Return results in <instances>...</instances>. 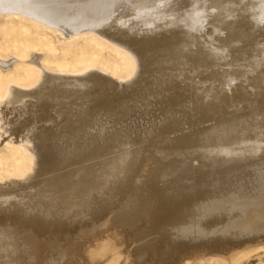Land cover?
Returning a JSON list of instances; mask_svg holds the SVG:
<instances>
[{"label":"rangeland","instance_id":"1","mask_svg":"<svg viewBox=\"0 0 264 264\" xmlns=\"http://www.w3.org/2000/svg\"><path fill=\"white\" fill-rule=\"evenodd\" d=\"M53 1L54 0H45L44 3H49L48 6L39 8V11L37 10V15L35 17L29 13H22L21 11L20 12L22 14L18 13L19 11H17L16 13H10L9 11L0 12V189L4 190L2 191L3 193L0 192V195L2 194V196H0V264H9L10 262L12 264H21V261L23 259V262L25 264H29V261H34V263L31 262L30 264H35V262H38L37 264H131L132 262L133 264H264V210L263 206L259 202L264 196V187H261L262 184L264 186V171H262L264 170V167H262L264 166V3H262L264 2V0H193V3L191 0H189L191 2V5H197V9L195 6L194 8L193 5L191 6L192 10L188 9L190 8V6H185V11L183 10V16L185 18L183 19L184 23L180 22L179 24L174 25V28L176 29L177 26L178 28L181 27L180 25H182L183 23L184 25L182 26L184 29L182 27L180 28L183 30V32L182 30H179L177 28L176 30H178L179 32L174 29L173 33L171 32L167 34V36L163 35V24H159L157 28L155 26V22H153L152 20L147 21V18L145 20V18H140V15L138 16V14H136L138 12V3H140V1L142 2V0H133L134 2L132 1V3H135V5H132L131 0H104V2L106 1L105 3H107V5L103 4V0H83V2H81L82 0H76V3L73 2L75 0H72L71 3L68 2L71 0H57L55 2ZM101 1L102 5H104L103 7L101 5ZM116 1L124 6H122V8H119V6L121 5H118ZM128 1L131 3L132 6H130L132 8H130V3ZM143 1H147L148 3L150 0ZM155 1L157 3L160 2V0H153L151 1V3L149 2L150 4H148L147 9L155 8V5H157ZM172 1L168 2L170 5L169 12H171L173 8L172 4L175 7L177 5V9L173 8L172 10L173 12H176V10L181 8V3H184L186 0H183L184 2H181L182 0ZM224 1L225 3H227L225 4ZM195 2L198 4H195ZM31 3L35 4L36 2L34 0L31 1L30 4ZM66 3H68L69 5ZM82 3L88 4L83 5ZM93 3L96 4L97 8ZM98 3L100 4L99 6L97 5ZM199 4H201L202 6ZM64 5H66L67 7ZM198 5L200 9H198ZM90 6H92L93 9ZM108 6L111 10L107 8ZM75 7L78 9H81L82 7V9L75 11ZM101 7H105L106 10H109L106 11L105 8L102 9ZM125 7H128L129 9L126 10ZM133 7H135V11ZM202 7L204 12L200 11ZM130 9H133V11ZM250 9L252 11H250ZM61 11L62 13H60ZM90 11H94V14H92V12ZM97 11L99 13H103L104 11L103 14L104 16H106L104 17L102 13L99 14ZM109 11H111L114 16ZM114 11H116V13ZM121 11H123V14L125 11L126 15L124 14L125 16L123 15L122 17ZM130 11H132V13ZM190 11L191 14L193 13L192 16H190ZM209 11L211 12V14ZM107 12L111 15H108ZM185 12L189 13L188 16H185L187 15L185 14ZM229 12L230 14H228ZM51 13H56L54 17H58L54 18ZM194 13H198L199 17L198 15L194 17ZM98 14L101 16H99ZM43 16H46L47 19ZM109 16L111 18L113 17L114 20H111ZM127 16L130 17L128 18ZM213 16L215 18H213ZM260 17H262L263 19ZM68 18L71 20L67 21L66 19ZM198 18L200 20H198ZM105 19L107 21H104ZM108 19L111 20L109 21L111 22V24L113 23L112 21H114L112 26L108 22ZM190 19H193L192 21L195 23L193 27L195 26V29L191 26L193 22ZM88 20L90 22H88ZM205 20L207 21L205 22ZM229 20L231 21L229 22ZM118 21H120V23ZM143 21L144 23H142ZM195 21H198L197 24ZM222 21H225V24ZM245 21L246 24L244 23ZM77 22L79 23V29L75 25L77 24ZM153 23L157 29L153 28ZM186 23L188 24L186 25ZM114 24H116L117 26ZM126 24L130 25L126 27ZM234 25H236V27L238 28L241 27L242 29H244H241L239 31L237 28L236 30ZM68 26L70 27V29ZM97 26H101V28H98ZM113 26H115L116 28L118 27L119 30L122 29V32L114 28ZM184 26L192 28H189L188 30V28ZM64 28H67V30ZM72 28H76V31ZM103 28L105 31L106 28H108L106 33ZM131 28L132 30H134V33L136 32L135 34L131 31ZM142 28H145V30L147 29V33H149L147 34V36L144 34V40L140 41L141 39H143V35L141 34V31L139 29ZM230 29H233V31H231ZM229 31L230 33L228 34ZM120 34H123L125 38L127 37V34L129 37L131 36L130 41L129 37L125 39L124 37H121ZM227 34L228 36L226 37ZM118 36H120L119 38H122L121 41L117 38ZM132 36H136L135 39L132 38ZM138 36H142L141 39L140 37L137 38ZM188 36L190 38H188ZM135 40H137L138 42ZM208 40H212L211 43ZM214 40L218 43L215 44ZM141 44L142 47L148 48L149 51L148 49L146 50V48H144V50L146 51L142 50L143 48L141 47ZM146 44H148V46H146ZM208 44H210L211 46ZM215 45H217V47ZM136 49H138V53L140 50L143 53H146L143 54L141 51V54H138L137 52L135 53V51L133 50ZM227 50L228 52L226 53ZM210 51L212 53H210ZM218 51L222 52L220 53ZM147 53L150 55V57ZM140 55H147V58L150 59L141 57ZM240 55L242 56L239 57ZM141 58L145 59L141 61ZM155 59H157L158 61ZM204 60L207 63H205ZM217 62L220 64H218ZM200 64L203 66V68ZM145 65H148L147 67L149 69L147 67L145 69ZM204 67H206V69ZM141 68L145 70L143 71L141 70ZM153 68L156 70H154ZM146 71L149 75L146 73ZM44 72L51 75L54 74L55 76L57 75L76 78L92 74L93 78H89V82L85 81L83 82L84 84L80 82L81 84L79 83V86H81L79 87L77 85L74 88L78 91L84 90V93L87 97L82 96L84 93H79L78 91H75L73 89L71 90L73 94L71 93V91H69L68 93H71L74 96L68 93L63 94L62 91H60L59 93L57 92L55 96L54 94L49 96L42 93L37 94V96L33 95L30 97L21 98L18 103L13 102L12 104H8L7 99L10 88H17V90H20L21 92H28L29 90H33ZM153 72H155L156 74L154 73L153 75ZM223 74H225L226 79L222 81V84H219L218 86V84H216L215 82L216 86L219 89L216 86L213 87V85H215L213 82L216 81L215 78H217V76H222ZM182 75L185 77H183ZM103 76L105 78L107 77L109 80L105 79ZM138 77L139 79L142 78L144 82L141 83L142 79L140 82L137 79ZM210 77L213 79H211ZM102 78L104 82L102 81ZM92 80L94 81L92 82ZM135 81H137V84L139 81L140 85L135 84ZM177 81L178 83L176 84ZM86 82L88 85L86 84ZM92 84L95 86H92ZM112 84L115 85L114 87L116 88L112 87ZM209 84L211 87L209 86ZM136 85L139 86V88L136 87ZM87 86L89 87L88 91L85 90L88 88ZM124 86L125 89H123ZM128 86L130 88H127ZM108 87L110 89L114 88V90L112 89L113 92L117 89H119L120 92L117 90L115 95H112V91L110 90V92ZM80 88L83 90H81ZM136 88L138 89V91ZM204 88H206V90ZM99 89L103 90H101L100 92ZM122 89L125 93H123ZM126 89L130 90L127 91ZM132 89H136V92H134V90ZM76 92L78 93V95ZM94 92H96V94ZM121 93L122 95L124 94L123 96L125 98H123L124 100L126 99L127 104L123 99H119L120 102L118 101V98L122 97L119 96L121 95ZM151 93L154 94L152 95ZM174 93L176 96L174 95ZM97 94H100L101 96H97ZM107 94L111 96H108ZM194 94H196L197 96H195ZM69 95L71 96V98L67 97ZM92 95H94V97L96 95L95 98L98 97L97 100L99 102H101L99 99H108L109 97L111 98L108 99L109 101L106 100L108 103L105 100H102V104V102H97V100H95ZM105 95L107 96L106 98ZM116 95L119 97L117 98ZM42 96L43 99H45L44 101L42 99ZM77 96L82 99V101L80 100L81 103L83 101L85 102L82 103L83 105H80L81 103L79 102V99L76 100V98H79ZM90 96L93 97V102L92 99H90ZM127 96H129L130 99L134 96L136 99L132 98V100H130ZM226 96L227 98H225ZM49 97L51 100L49 99ZM58 97H62L60 98L61 100L59 99L60 101H62V99L64 98L63 103L61 102L59 106L61 108L57 106V104L60 102L57 100ZM147 97L150 99L147 100ZM67 98H69L70 100ZM112 98L116 99L114 100V104H117V102L120 103L118 104L119 106L112 104ZM29 99L32 100L29 101L32 104H29L27 102ZM48 99L52 101L51 106H49L50 101H47ZM53 99H55V102ZM71 99L74 100L71 101ZM34 100L35 103H33ZM65 100L70 102L72 106L70 107V103H66ZM170 100H172L174 103ZM39 101L42 104H40ZM86 101L87 104L89 103L88 105H86ZM72 102L73 104H75L74 108ZM132 102L135 104L132 105L133 107L130 105L133 104ZM205 102L207 105L205 104ZM215 102L217 103L215 104ZM21 103H25V105H22ZM43 103H45L46 105ZM93 103H96L95 105L97 106H91L93 105ZM35 104L39 109H35ZM65 104L67 106H65ZM53 105L57 107V109H55ZM84 105L86 106L84 107ZM63 106L65 108L68 107V109H64ZM81 106L83 108H81ZM76 107H79L80 109H77ZM105 107H109L106 108L108 109V111H106ZM52 108H54L55 110H52ZM58 108L63 112H58ZM70 108L73 109V111ZM110 108H112V110H109ZM199 109L200 111H198ZM53 111L57 112L53 114ZM201 112H203L204 114L206 113L205 116ZM48 114L50 115V117ZM56 114L61 115H58L59 117H57ZM46 116L49 118H46ZM53 117H56L57 120H55L56 118L54 119ZM58 118L60 119L58 120ZM41 119L42 122L40 121ZM50 119L52 120L50 121L52 123L51 125L50 122H48V120ZM130 119L133 120L130 121ZM125 120L127 121V123ZM47 122L49 123V125H47ZM42 123L46 127L42 125ZM33 125H35V127H33ZM48 127L49 129H51L50 127H52L53 129L47 130ZM37 128L41 131H39ZM24 129L27 130V134H29V137H32L31 141H33L31 143L30 140L27 141L26 138V140H24V138L18 139L20 136L24 135L22 132H26V130ZM42 130L44 133L42 132ZM41 132L43 136L41 135ZM45 135H47L49 138H47V136ZM33 137L35 140L33 139ZM41 137H43V139L47 141L46 143L44 140L41 141L42 143L44 142L47 146L44 143V145L39 143L42 139ZM53 140L55 143H52ZM130 143L132 146L130 145ZM135 144H137L138 146H136ZM63 145L67 146L68 149L70 148L71 150L69 149L70 151H68ZM34 146L37 149H35ZM64 148L65 151H63ZM41 150L43 152H47L48 156L46 153H43L42 155ZM37 153L39 154L37 155ZM60 154L62 158L60 157ZM44 155L47 157V160L49 162L45 159L46 157ZM39 156L43 159H40ZM49 157H51V159ZM55 157L58 158L57 161L59 162H56L57 164L55 163L54 165V162L56 161L54 159ZM103 157H105V159ZM120 157L122 159H120ZM38 159H40V161ZM51 160L54 162H52ZM42 161H44L45 163ZM39 164H41L42 167L44 166L45 168H41ZM45 164L47 166H45ZM258 171H262L260 172L261 176H259ZM35 172L37 173L38 178L36 177V179H34L35 181H32V178L30 177H32ZM104 173L105 175H107H103ZM26 179L28 181H26ZM93 183L95 185H93ZM9 186H11L10 188L12 189L7 188ZM19 186H21L22 188ZM35 186L37 188V191ZM242 186H244L245 190H243ZM211 187H213V190ZM235 187L237 188V190L235 189ZM252 187H255V192L253 191V189L251 190ZM241 188L243 192L241 191ZM7 189H9L10 192H8ZM12 190H14L15 193H13ZM33 190H35L37 194ZM256 190L259 193H257ZM28 191L31 192L28 194ZM38 191L41 194H39ZM221 191L224 192V194ZM237 191H239V193H237ZM33 192L36 194H34V198L32 197ZM217 192L219 194H217ZM235 192L237 193L236 195ZM249 193L252 194L250 195ZM216 194L217 196L221 195L220 201L218 199L219 196L217 197ZM17 195L18 197H16ZM37 196L38 199L41 197L39 199L40 201L37 199ZM251 196L253 198L255 197L259 201L255 200V198L253 199ZM245 197H251L250 199H252L253 202L255 200V202L253 203L252 200L249 201L250 199ZM239 199L240 202L237 203ZM246 199L252 204L249 203ZM256 201L258 203H256ZM52 202L53 204H51ZM215 202L217 203L215 204ZM243 202L245 203L244 206L249 203V205L247 204L248 207H244ZM219 204L222 205L220 206ZM258 204H260V207ZM20 205L22 208H18L19 212H16L17 206L20 207ZM205 205L207 207L208 205H210L208 209L213 205L212 208L216 209V211L219 212L215 213L217 214L215 215L216 217H205L207 213V209H204V207H206ZM8 208L10 210H8ZM12 208L14 209L13 214L16 212L14 215L12 214ZM23 209L26 210L22 212ZM196 209L201 210L202 215H200V217H203V219H198L200 218V210L197 211ZM146 211L148 213H146ZM202 211H205V215ZM8 212H10V215ZM6 213L10 218L15 216L13 218L16 220L8 218V215ZM192 213L195 216V221ZM4 214H6L7 216H4ZM20 214L23 217H21ZM24 214H26V218ZM29 214L32 216H30ZM73 215H75L76 217ZM189 216H191L192 219ZM237 216L239 217V219L237 218ZM236 218L237 220H234ZM27 219H29L30 221H27ZM7 220L9 222H7ZM204 220L208 221L205 222ZM191 221L194 224L198 221V223H196L197 225H199L203 221L204 223L200 224L203 225V231L205 232L203 233V235L210 234L213 236L211 237L210 235H205L203 236V238L199 235V237H196L198 239L195 238L194 240L192 235L189 236L191 233H188L191 232L192 229ZM232 221L234 223V226L232 225ZM229 225H231V227H229ZM204 226H210L215 229L213 230L212 228H206L205 230ZM232 230H234L235 233ZM150 231L151 233L148 236L147 234ZM212 231L214 234L212 233ZM222 231L223 233L221 234ZM215 233L217 234L216 238L214 236L216 235ZM227 233H229L230 235ZM262 234L263 236H261ZM221 236H224V238L222 239ZM185 237H189L190 240H188L189 238ZM205 237H207L206 240ZM253 237L257 240H254ZM257 237L260 238L258 239ZM184 238L186 241H193L195 245L193 243H186V241H184ZM219 238L220 240H218ZM229 238L233 240V243L235 245L232 244V240H230L232 246L230 245V242L227 240ZM235 238L237 240H235ZM224 239L227 242H224ZM248 239H251L252 241H246ZM244 240L247 243L244 245H240V242H244ZM160 241L162 243H160ZM197 241H199V243H203L205 241L204 246L202 244H199ZM210 241H215L213 243L216 245H211L213 243H210ZM183 242H185L186 245ZM179 243L180 245L182 244L181 246L185 245V248L189 247L190 251L188 253L182 252L181 249L184 250L185 248L184 246L183 248L179 246ZM211 246L212 248H210ZM191 247H194L195 251H193V248ZM214 247L216 248L215 250ZM207 249L210 250L207 251ZM81 255L83 256V259ZM194 255L195 257H193ZM175 258H178L177 262ZM172 259L175 261V263L174 261L172 262ZM254 259H256V261ZM23 262L22 264H24Z\"/></svg>","mask_w":264,"mask_h":264},{"label":"bare ground","instance_id":"2","mask_svg":"<svg viewBox=\"0 0 264 264\" xmlns=\"http://www.w3.org/2000/svg\"><path fill=\"white\" fill-rule=\"evenodd\" d=\"M31 1H34V0H1V1H0V12L9 11L10 13H11V12H12V13H16L17 11H19L18 13H21V12L23 13V12H25V14H26V13H29V14H31V15H33V16L35 17V16L37 15V10H38L39 8L44 7V6L47 7L48 4H49V3H46V4H45V3H44L45 0H37V1L35 0V2H36L35 4H32V3L30 4ZM55 1H57V0H54L53 2H55ZM65 1H66V0H65ZM65 1H64V2H65ZM78 1H79V0H78ZM80 1H81V0H80ZM91 1H93V0H91ZM97 1H98V0H97ZM97 1H95V2H97ZM99 1H100V0H99ZM113 1H115V0H113ZM119 1H120V0H119ZM129 1H130V0H129ZM129 1H128V2H129ZM132 1H133V0H131V3H132ZM134 1H135V0H134ZM134 1H133V2H134ZM148 1H149V0H148ZM151 1H153V0H150L149 2L151 3ZM158 1H159V0H158ZM170 1H172V0H160V2H158V3L155 1L156 4H157V5H155L156 7L153 8V9H152V8H149V9H151V10H149V9H147V6H148V4H150V3H149V2L147 3V1L144 2V1L142 0V2L140 1V3H138V12H137L136 14H138V16L140 15V16H139L140 18H145V20H146V18H147V21H151V20H152L153 22H155V24H156L155 26H156L157 28H158L159 24H160V25L163 24L162 26H163V29H164V31H163L164 34H163V33H162V34L165 35V36H167V34H169V33H171V32L173 33V30L175 29V28H174V27H175L174 25L179 24L180 22H183V19H185L184 16H183V10L185 11V9H184L185 6H186V7L190 6V8H188V9H189V10H192V9H191V6L193 5V4L191 5V2H190L189 0H186V1L184 0L185 2L182 0L181 2H184V3H181V8H179L178 10H176V12H175V11L173 12V11H172L173 8H176L177 5H176V2H175L176 7L173 6V4L171 3V4H172V7H173V8L171 7V8H172L171 12H173V13H171V12H169V11H170V10H169L170 5H169V3H168V2H170ZM191 1H192V3L194 2L193 0H191ZM200 1H201V0H200ZM218 1H219V0H218ZM50 2H51V1H50ZM68 2L71 3L72 0H71V1H68ZM73 2L76 3L77 1L75 0V1H73ZM81 2H83V0H82ZM86 2H87V1H86ZM105 2H106V1H105ZM105 2H104V0H103V4H106V5H107V3H105ZM116 2H117V1H116ZM116 2H115V3H116ZM172 2H173V1H172ZM203 2H204V1H203ZM213 2H214V1H213ZM221 2H223V1H221ZM232 2H233V1H232ZM78 3H79V2H78ZM115 3H114V4H115ZM117 3H118V2H117ZM121 3H122V1H121ZM129 3H130V2H129ZM131 3L129 4V6L131 5ZM210 3H211V2H210ZM224 3H225V1H224ZM226 3H227V2H226ZM226 3H225V4H226ZM250 3H251V2H250ZM262 3H264V2H262ZM52 4H53V3H52ZM60 4H61V3H60ZM62 4H63V3H62ZM66 4H68V3H66ZM82 4H83V3H82ZM82 4H81V5H82ZM84 4H86V3H84ZM84 4H83V5H84ZM87 4H88V3H87ZM87 4H86V5H87ZM89 4H90V3H89ZM93 4H94V3H93ZM186 4H187V5H186ZM195 4H198V3L195 2ZM201 4H202V3H201ZM201 4H199V5H201ZM221 4H222V3H221ZM235 4H236V3H235ZM237 4H238V3H237ZM252 4H253V3H252ZM252 4H251V5H252ZM255 4H256V3H255ZM58 5H59V4H58ZM68 5H69V4H68ZM74 5H77V4H74ZM86 5H85V6H86ZM94 5H95V7L97 8L96 4H94ZM97 5L99 6L100 4L98 3ZM101 5H102V1H101ZM112 5H113V4H112ZM118 5H121V4L118 3ZM125 5H126V2H125ZM132 5H135V3H134V4L132 3ZM132 5H131V6H132ZM151 5H152V4H151ZM151 5H150V6H151ZM199 5H198V7H199ZM219 5H220V4H219ZM223 5H224V4H223ZM50 6H51V5H50ZM64 6H66V5H64ZM79 6H80V5H79ZM85 6H84V9H85ZM92 6H93V5H92ZM92 6H90V7L92 8ZM103 6H104V5H102V7H103ZM122 6H124V5L119 6V8H120V7L122 8ZM127 6H128V5H127ZM131 6H130V8H132ZM194 6H195V5H193V7H194ZM196 6H197V5H196ZM196 6H195V7H196ZM201 6H202V5H201ZM203 6H204V5H203ZM208 6H209V5H208ZM246 6H248V5H246ZM58 7H60V6H58ZM66 7H67V6H66ZM102 7H101V8H102ZM113 7H114V6H113ZM178 7H179V5H178ZM195 7H194V8H195ZM209 7H210V6H209ZM213 7H214V6H213ZM228 7H229V6H228ZM231 7H232V6H231ZM251 7H252V6H251ZM24 8H25V10H24ZM55 8H56V5H55ZM73 8H74V7H73ZM101 8H99V9H101ZM104 8H105V7H104ZM104 8H102V9H104ZM107 8L110 9L109 6H108ZM115 8H116V6H115ZM119 8H118V9H119ZM133 8H134V11H135V7H133ZM204 8H205V7H204ZM210 8H211V7H210ZM246 8H247V7H246ZM249 8H250V7H249ZM26 9H27V10H26ZM48 9H49V8H48ZM52 9H53V8H52ZM52 9H51V10H52ZM58 9H59V8H58ZM67 9H68V8H67ZM70 9H71V8H70ZM79 9H80V8H79ZM79 9L75 7V11H76V10H79ZM81 9H82V7H81ZM81 9H80V10H81ZM89 9H90V8H89ZM92 9H93V8H92ZM109 9H108V10H109ZM125 9L127 10V9H129V8H128V7H127V8L125 7ZM176 9H177V8H176ZM196 9H197V7H196ZM198 9H200V7H199ZM215 9H216V8H215ZM259 9H261V8H259ZM49 10H50V9H49ZM55 10H56V9H55ZM59 10H60V9H59ZM62 10H63V9H62ZM68 10H69V9H68ZM73 10H74V9H73ZM105 10H106V8H105ZM108 10H106V11H108ZM110 10H111V9H110ZM116 10H117V9H116ZM120 10H121V9H120ZM126 10H125V11H126ZM130 10L133 11V9H130ZM148 10H149V11H148ZM193 10H194V9H193ZM220 10H221V9H220ZM223 10H224V9H223ZM245 10H246V9H245ZM254 10H255V9H254ZM20 11H21V12H20ZM38 11H39V10H38ZM46 11H47V10H46ZM70 11H71V10H70ZM95 11H96V10H95ZM100 11H101V10H100ZM112 11H113V10H112ZM125 11H124V14H125ZM132 11H130V12L132 13ZM197 11H198V10H197ZM200 11L204 12V11H203V7H202V9H201ZM217 11H218V10H217ZM250 11H252V10L250 9ZM263 11H264V9H263ZM50 12H52V11H50ZM50 12H49V13H50ZM58 12H59V11H58ZM64 12H65V11H64ZM71 12H72V11H71ZM90 12H92V14H94V11H90ZM97 12H98V11H97ZM109 12L111 13V11H109ZM114 12L116 13V11H114ZM114 12H113V13H114ZM118 12H119V11H118ZM121 12H122V14H121V13H120V14H121L122 17H123V15H124V14H123V11H121ZM126 12H127V11H126ZM128 12H129V10H128ZM187 12H188V11H187ZM187 12H185V14H187V15H185V16H188L189 13H187ZM195 12H196V11H195ZM209 12H210V11H209ZM209 12H208V13H209ZM212 12H213V11H212ZM22 13H21V14H22ZM60 13H62V11H61ZM80 13H81V12H80ZM87 13H88V11H87ZM98 13H99V12H98ZM101 13H102V12H101ZM101 13H99V14H101ZM103 13H104V11H103ZM103 13H102V14H103ZM105 13H106V12H105ZM110 13L108 14V12H107L108 15H111V14H112V13H111V14H110ZM133 13H135V12H133ZM213 13H214V12H213ZM217 13H218V12H217ZM262 13H263V12H262ZM39 14H40V13H39ZM39 14H38V15H39ZM45 14H46V13H45ZM58 14H59V13H58ZM58 14H57V15H58ZM92 14H90V15H92ZM95 14H96V12H95ZM99 14H98V15H99ZM128 14H130V13H128ZM136 14H135V15H136ZM190 14H191V11H190ZM194 14H195L194 17H196V15H198V13H197V14L194 13ZM210 14H211V12H210ZM218 14H219V13H218ZM228 14H230V12H229ZM228 14H227V15H228ZM46 15H47V14H46ZM51 15H53V17H54V15H56V13H55V14H54V13H53V14L51 13ZM76 15H77V14H76ZM76 15H75V16H76ZM108 15H107V16H108ZM112 15H113V14H112ZM115 15H116V14H115ZM125 15H126V14H125ZM125 15H124V16H125ZM130 15H132V14H130ZM133 15H134V14H133ZM192 15H193V13H192L190 16H192ZM201 15H202V14H201ZM250 15H251V14H250ZM29 16H30V15H29ZM33 16H31V17H33ZM39 16H40V15H39ZM65 16H66V15H65ZM67 16H68V15H67ZM93 16H94V15H93ZM95 16H96V15H95ZM99 16H101V15H99ZM99 16H98V17H99ZM103 16H104V14H103ZM105 16H106V15H105ZM105 16H104V17H105ZM113 16H114V15H113ZM118 16H119V13H118ZM215 16H217V15H215ZM228 16H229V15H228ZM228 16H227V17H228ZM232 16H233V15H232ZM246 16H247V15H246ZM41 17H42V16H41ZM43 17H44V16H43ZM56 17H58V16H56ZM56 17H54V18H56ZM59 17H60V16H59ZM63 17H64V16H63ZM63 17H62V18H63ZM73 17H74V16H73ZM96 17H97V16H96ZM104 17H103V18H104ZM109 17H110V16H109ZM127 17H128V16H127ZM129 17H130V16H129ZM129 17H128V18H129ZM132 17H134V16H132ZM132 17H131V18H132ZM139 17H138V18H139ZM198 17H199V15H198ZM200 17H202V16H200ZM208 17H209V16H208ZM211 17H212V16H211ZM227 17H226V18H227ZM234 17H235V16H234ZM237 17H238V16H237ZM256 17H257V16H256ZM262 17H263V16H262ZM262 17H260V18H262ZM37 18H39V17H37ZM37 18H36V19H37ZM44 18H46V16H45ZM44 18H43V19H44ZM48 18H49V17H48ZM62 18H61V19H62ZM65 18H66V17H65ZM69 18H71V17H69ZM69 18L66 19V20H67V21H68V20L70 21L71 19H69ZM75 18H76V17H75ZM75 18H74V21H75ZM85 18H87V17H85ZM103 18H101V19H103ZM107 18H108V17H107ZM110 18H111V17H110ZM120 18H121V16H120ZM128 18H127V19H128ZM140 18H139V19H140ZM213 18H215V17L213 16ZM219 18H220V17H219ZM41 19H42V18H41ZM46 19H47V18H46ZM58 19H59V18H58ZM58 19H57V20H58ZM61 19H60V20H61ZM76 19H77V18H76ZM98 19H99V18H98ZM112 19L114 20L113 17L111 18V20H112ZM193 19H194V18H193ZM193 19H192V20H193ZM256 19H257V18H256ZM262 19H263V18H262ZM44 20H45V19H44ZM60 20H59V21H60ZM66 20H65V22H66ZM99 20H100V19H99ZM111 20L108 19V22L111 21ZM122 20H123V19H122ZM143 20H144V19H143ZM188 20H189V19H188ZM190 20H191V19H190ZM192 20H191V21H192ZM198 20H200V19L198 18ZM203 20H204V19H203ZM223 20H224V19H223ZM254 20H255V19H254ZM48 21H49V20H48ZM50 21H51V20H50ZM61 21H62V20H61ZM63 21H64V20H63ZM86 21H87V20H86ZM86 21H85V22H86ZM100 21H101V20H100ZM102 21H103V20H102ZM104 21H107V20L105 19ZM124 21H125V18H124ZM139 21H140V20H139ZM139 21H138V22H139ZM206 21H207V20H205V22H206ZM208 21H209V20H208ZM230 21H231V20H229V22H230ZM72 22H73V21H72ZM88 22H90V21L88 20ZM97 22H98V21H97ZM112 22L114 23V21H112ZM118 22L120 23V21H118ZM131 22H132V21H131ZM192 22H193V21H192ZM195 22H196V21H195ZM197 22H198V21H197ZM197 22H196V24H197ZM200 22H201V21H200ZM219 22H220V21H219ZM222 22H223V21H222ZM224 22H225V21H224ZM224 22H223V23H224ZM233 22H234V21H233ZM251 22H252V21H251ZM62 23H63V22H62ZM98 23H99V22H98ZM106 23H107V22H106ZM109 23L111 24V22H109ZM113 23L111 24V26L113 25ZM115 23H116V22H115ZM119 23H118V24H119ZM135 23H136V22H135ZM142 23H144V21H143ZM183 23H184V22H183ZM183 23H182V25H184ZM203 23H204V22H203ZM236 23H237V22H236ZM244 23L246 24V21H245ZM54 24H55V23H54ZM63 24H64V23H63ZM63 24H62V25H63ZM71 24H74V23H71ZM86 24H87V23H86ZM96 24H97V23H96ZM99 24H100V23H99ZM116 24H117V23H116ZM116 24H114V25H116ZM122 24H124V23H122ZM147 24H148V23H147ZM187 24H188V23H186V25H187ZM224 24H225V23H224ZM238 24H239V23H238ZM238 24H236V25H238ZM240 24H241V23H240ZM257 24H258V23H257ZM75 25H76V26L78 27V29H79V26H78L79 23L77 22V24H75ZM82 25H83V24H82ZM82 25H81V26H82ZM90 25H91V23H90ZM101 25H102V24H101ZM104 25H105V24H104ZM106 25H107V24H106ZM128 25H130V24H128ZM128 25L126 24V27H127ZM132 25H133V24H132ZM140 25H141V24H140ZM143 25H144V24H143ZM145 25H146V24H145ZM148 25H149V24H148ZM150 25H151V22H150ZM182 25H180V26L183 28ZM193 25H195L194 22H193V24H192L191 26L193 27ZM203 25H204V24H203ZM236 25H234V26H235V28H236V30H237L238 27H236ZM242 25H244V24H242ZM116 26H117V25H116ZM120 26H121V25H120ZM122 26H125V25H122ZM134 26H136V25H134ZM152 26H154V23H153ZM155 26L153 27L154 29L156 28ZM164 26H165V27H164ZM197 26H198V25H197ZM220 26H222V25H220ZM65 27H66V26H65ZM68 27H69V26H68ZM77 27H76V28H77ZM82 27H83V26H82ZM86 27H87V26H86ZM97 27H98V26H97ZM113 27L116 28L115 26H113ZM130 27H131V26H130ZM160 27H161V26H160ZM181 27L178 28V26H177V28H178L179 30H182V29H180ZM184 27H186V26H184ZM192 27H189V28H192ZM194 27H195V26H194ZM194 27H193V28H194ZM218 27H219V26H218ZM223 27H224V26H223ZM76 28H75V29L72 28V29H74V30L76 31ZM98 28H101V26L98 27ZM98 28H97V29H98ZM157 28H156V29H157ZM161 28H162V27H161ZM177 28H176V29H177ZM186 28H188V26H187ZM189 28H188V30H189ZM64 29L67 30V28H64ZM69 29H70V27H69ZM72 29H71V30H72ZM107 29H108V28H106V31H107ZM116 29L119 30L118 27H117ZM123 29H127V28H123ZM176 29H175V30H176ZM183 29H184V28H183ZM194 29H195V28H194ZM197 29H198V28H197ZM222 29H223V28H222ZM233 29H234V27H233ZM233 29H232V30L230 29V30L233 31ZM241 29H242L241 27L238 28L239 31H240ZM243 29H244V28H243ZM243 29H242V30H243ZM99 30H101V29H99ZM103 30H104V28H103ZM118 30H117V31H118ZM121 30H122V29H120L119 31H121ZM139 30L141 31V34L143 35V37L141 36L143 39H141L140 36H138L137 38L140 37V39H141L140 41H142V40H144V34L147 36V34H148L149 32L147 33V29L145 30V28H142V29H139ZM186 30H187V29H186ZM192 30H193V29H192ZM216 30H217V29H216ZM220 30H221V29H220ZM223 30H224V29H223ZM78 31H79V30H78ZM104 31H105V30H104ZM106 31H105V33H106ZM119 31H118V32H119ZM127 31H128V30H127ZM131 31L133 32L134 30H132V28H131ZM150 31H151V30H150ZM152 31H155V30H152ZM156 31H157V30H156ZM176 31H178V30H176ZM176 31H175V32H176ZM199 31H200V30H199ZM234 31H235V30H234ZM252 31H253V30H252ZM121 32H122V31H121ZM178 32H179V31H178ZM182 32H183V30H182ZM194 32H195V31H194ZM255 32H256V31H255ZM107 33H108V32H107ZM133 33H134V32H133ZM135 33H136V32H135ZM135 33H134V34H135ZM229 33H230V31L228 32V34H229ZM233 33H234V32H233ZM134 34H133V35H134ZM185 34H186V33H185ZM228 34L226 35V37L228 36ZM236 34H237V33H236ZM238 34H239V33H238ZM253 34H254V33H253ZM256 34H257V33H256ZM65 35H66V33H65ZM125 35H126V34H125ZM130 35H132V34H130ZM160 35H161V34H160ZM189 35H190V34H189ZM192 35H193V34H192ZM245 35H246V34H245ZM120 36H121V37H124L123 34H122V35L120 34ZM120 36H118L117 38L120 39V41H121L122 38H119ZM126 36L129 37L128 34H127ZM146 36H145V37H146ZM165 36H164V37H165ZM172 36H173V35H172ZM179 36H180V35H179ZM233 36H234V35H233ZM113 37H114V36H113ZM127 37H126V38H127ZM130 37H131V36H130ZM130 37H129V41H130ZM135 37H136V36H134V37L132 36V38H134V39H135ZM124 38H125V37H124ZM126 38H125V39H126ZM156 38H157V37H156ZM162 38H163V37H162ZM188 38H190V37L188 36ZM214 38H215V37H214ZM150 39H151V38H150ZM232 39H233V38H232ZM137 40H138V39H137ZM137 40H135V41H137ZM188 40H189V39H188ZM192 40H193V39H192ZM202 40H203V39H202ZM212 40H213V38H212ZM212 40H211V41H212ZM216 40H217V39H216ZM242 40H243V39H242ZM127 41H128V39H127ZM138 41H139V40H138ZM138 41H137V42H138ZM165 41H166V40H165ZM189 41H190V40H189ZM197 41H199V40H197ZM200 41H201V40H200ZM208 41H210V40H208ZM211 41H210V43H211ZM220 41H221V40H220ZM223 41H224V40H223ZM243 41H244V40H243ZM137 42H135V43H137ZM143 42H144V41H143ZM150 42H151V41H150ZM150 42H149V43H150ZM162 42H164V41H162ZM167 42H168V41H167ZM167 42H166V43H167ZM214 42H215V40H214ZM214 42H213V43H214ZM119 43H120V42H119ZM130 43H131V42H130ZM132 43H133V41H132ZM141 43H142V42H141ZM198 43H199V42H198ZM200 43H201V42H200ZM216 43H218V42H215V44H216ZM150 44H151V43H150ZM161 44H162V43H161ZM194 44H195V43H194ZM194 44H193V45H194ZM224 44H225V43H224ZM226 44H227V42H226ZM256 44H257V43H256ZM132 45H133V44H132ZM152 45H153V44H152ZM203 45H204V44H203ZM206 45H207V44H206ZM208 45H210V44H208ZM213 45H214V44H213ZM217 45H218V44H217ZM217 45H215V46L217 47ZM219 45H220V42H219ZM144 46H145V44H144ZM146 46H148V44H146ZM162 46H163V45H162ZM177 46H178V45H177ZM197 46H198V45H197ZM204 46H205V45H204ZM210 46H211V45H210ZM236 46H237V45H236ZM238 46H239V45H238ZM130 47H131V46H130ZM137 47H138V46H137ZM139 47H140V46H139ZM141 47H142V44H141ZM167 47H168V46H167ZM216 47H215V48H216ZM132 48H133V46H132ZM142 48H143L142 50H144V48H146V47H142ZM179 48H180V47H179ZM188 48H189V47H188ZM212 48H213V47H212ZM224 48H225V47H224ZM224 48H223V49H224ZM235 48H236V47H235ZM147 49H148V48H146V50H147ZM198 49H199V48H198ZM227 49H228V48H227ZM230 49H231V48H230ZM230 49H229V50H230ZM233 49H234V48H233ZM137 50H138V49L133 50V51H135V53H136ZM139 50H140V49H139ZM146 50H144V51H146ZM162 50H163V49H162ZM180 50H181V49H180ZM210 50H211V49H210ZM218 50H219V48H218ZM239 50H240V49H239ZM140 51H141V50H140ZM140 51H139V53L141 54L142 51H141V52H140ZM148 51H149V49H148ZM148 51H147V52H148ZM150 51H151V50H150ZM188 51H189V50H188ZM190 51H191V50H190ZM192 51H193V50H192ZM205 51H206V50H205ZM205 51H204V52H205ZM212 51H213V50H212ZM236 51H238V50H236ZM218 52H220V51H218ZM221 52H222V51H221ZM221 52H220V53H221ZM227 52H228V50L226 51V53H227ZM229 52H230V51H229ZM233 52H234V51H233ZM137 53H138V52H137ZM139 53H138V54H139ZM142 53H143V52H142ZM145 53H146V52H145ZM145 53H143V54H145ZM155 53H156V51H155ZM162 53H163V52H162ZM210 53H212V52L210 51ZM231 53H232V52H231ZM246 53H247V52H246ZM147 54H148V53H147ZM166 54H167V53H166ZM193 54H194V52H193ZM148 55H149V54H148ZM160 55H161V54H160ZM195 55H196V54H195ZM202 55H203V54H202ZM221 55H223V54H221ZM229 55H230V54H229ZM231 55H232V54H231ZM140 56H141V57H145V58L148 57L147 55H144V56H143V55H140ZM196 56H197V55H196ZM207 56H208V55H207ZM224 56H225V55H224ZM226 56H227V54H226ZM241 56H242V55H240L239 57H241ZM137 57H138V56H137ZM149 57H150V55H149ZM158 57H159V56H158ZM199 57H200V56H199ZM202 57H203V56H202ZM139 58H140V57H139ZM145 58H143V59H145ZM152 58H153V57H152ZM155 58H156V57H155ZM160 58H162V57H160ZM220 58H221V57H220ZM220 58H219V59H220ZM222 58H223V56H222ZM224 58H225V57H224ZM246 58H247V57H246ZM143 59L141 58V61H143ZM147 59H150V58H147ZM158 59H159V58H158ZM188 59H189V58H188ZM196 59H197V58H196ZM202 59H203V58H202ZM211 59H212V57H211ZM231 59H232V57H231ZM239 59H240V58H239ZM248 59H249V58H248ZM153 60H154V59H153ZM155 60H157V59H155ZM160 60H161V59H160ZM190 60H191V59H190ZM220 60H221V59H220ZM226 60H227V59H226ZM249 60H250V59H249ZM145 61H146V60H145ZM148 61H149V60H148ZM157 61H158V60H157ZM179 61H180V60H179ZM179 61H178V62H179ZM204 61H205V60H204ZM213 61H214V60H213ZM146 62H147V61H146ZM155 62H156V61H155ZM197 62H198V61H197ZM218 62H219V61H218ZM218 62H217V63H218ZM224 62H225V61H224ZM245 62H246V61H245ZM143 63H144V62H143ZM150 63H151V62H150ZM163 63H164V62H163ZM190 63H191V61H190ZM202 63H203V62H202ZM205 63H207V62L205 61ZM208 63H209V62H208ZM222 63H223V62H222ZM139 64H140V63H139ZM144 64H145V63H144ZM181 64H182V63H181ZM194 64H195V63H194ZM213 64H214V63H213ZM218 64H220V63H218ZM140 65H141V64H140ZM140 65H139V67H140ZM148 65H149V64H148ZM148 65H145V69H146V67H147ZM150 65H151V64H150ZM183 65H184V64H183ZM200 65H201V64H200ZM216 65H217V64H216ZM225 65H226V64H225ZM142 66H143V65H142ZM142 66H141V67H142ZM179 66H180V65H179ZM201 66H202V65H201ZM223 66H224V65H223ZM143 67H144V66H143ZM157 67H158V66H157ZM176 67H177V66H176ZM182 67H183V66H182ZM217 67H218V66H217ZM220 67H221V65H220ZM147 68H148V67H147ZM171 68H172V67H171ZM189 68H190V67H189ZM191 68H192V67H191ZM202 68H203V66H202ZM204 68L206 69V67H204ZM222 68H223V67H222ZM139 69H140V68H139ZM145 69H144V70H145ZM148 69H149V68H148ZM153 69H154V68H153ZM158 69H159V68H158ZM164 69H165V67H164ZM184 69H185V68H184ZM207 69H208V68H207ZM220 69H221V68H220ZM141 70H143V68H141ZM144 70H143V71H144ZM154 70H156V69H154ZM172 70H173V69H172ZM180 70H181V69H180ZM189 71H190V70H189ZM196 71H197V70H196ZM203 72H204V71H203ZM222 72H223V71H222ZM144 73H145V72H144ZM146 73H147V71H146ZM154 73H155V72H153V75H154ZM161 73H162V72H161ZM179 73H180V72H179ZM195 73H196V72H195ZM208 73H209V72H208ZM220 73H221V72H220ZM220 73H219V74H220ZM141 74H143V73H141ZM147 74H148V73H147ZM147 74H145V75H147ZM155 74H156V73H155ZM181 74H182V72H181ZM191 74H192V73H191ZM213 74H214V73H213ZM98 75H99V74H98ZM148 75H149V74H148ZM157 75H158V74H157ZM157 75H156V76H157ZM192 75H193V74H192ZM199 75H201V74H199ZM229 75H230V74H229ZM139 76H140V75H139ZM142 76H143V75H142ZM150 76H151V73H150ZM182 76H183V75H182ZM186 76H187V75H186ZM188 76H189V75H188ZM205 76H206V75H205ZM103 77H104V76H103ZM146 77H147V76H146ZM183 77H185V76H183ZM196 77H197V76H196ZM211 77H212V76H211ZM211 77H210V78H211ZM230 77H231V76H230ZM89 78H93V75H92V74H88V75H84V76H82V77L76 78V77H64V76H57V75L55 76L54 74L51 75V74H48V73L44 72V74H42V76L40 77V79H39V81H38L36 87H35L33 90H29L28 92H21L20 90H17V88H16V89H14V88H10V90H9V92H8V99H7V102H8V104H12L13 102H14V103H18L19 100H20L21 98L30 97V96H33V95H36V96H37V94H42V93H43V94H46V95H49V96L54 94V96H55V94H56L57 92L59 93L60 91H62L63 94H65V93L67 94L69 91L73 90V89L75 88V86H77V85L79 86V83H80V82L83 83V82H85V81L90 80ZM104 78H105V77H104ZM140 78H141V77H140ZM143 78H144V77H143ZM188 78H189V77H188ZM193 78H194V77H193ZM210 78H209V79H210ZM228 78H229V77H228ZM231 78H232V77H231ZM239 78H240V77H239ZM239 78H238V80H239ZM94 79H95V78H94ZM105 79H108V78L106 77ZM137 79L141 82V79H142V78L139 79V77H138ZM175 79H176V78H175ZM194 79H195V78H194ZM211 79H213V78H211ZM215 79H216V81H214L213 83L215 84V82H216V84H218V86H219V84L221 85V84H222V81H224V80L226 79V76H225V74H223L222 76H217V78H215ZM229 79H230V78H229ZM232 79H233V78H232ZM236 79H237V78H236ZM240 79H241V78H240ZM258 79H259V78H258ZM260 79H261V78H260ZM95 80H96V79H95ZM108 80H109V79H108ZM173 80H174V79H173ZM238 80H237V81H238ZM253 80H254V79H253ZM93 81H94V80H92V82H93ZM102 81L104 82L103 78H102ZM111 81H112V80H111ZM139 81H138V84L140 85V82H139ZM175 81H176V80H175ZM185 81H186V80H185ZM195 81H196V80H195ZM195 81H194V82H195ZM198 81H199V80H198ZM200 81H201V80H200ZM202 81H203V80H202ZM235 81H236V80H235ZM235 81H234V82H235ZM258 81H259V80H258ZM88 82H89V81H88ZM105 82H106V81H105ZM108 82H109V81H108ZM136 82H137V81H135L134 83L137 84ZM143 82H144V80L142 79V82H141V83H143ZM183 82H184V81H183ZM187 82H188V81H187ZM254 82H255V81H254ZM177 83H178V81L176 82V84H177ZM204 83H205V80H204ZM210 83H211V82H210ZM223 83H224V82H223ZM235 83H236V82H235ZM258 83H259V82H258ZM258 83H257V84H258ZM80 84H81V83H80ZM83 84H84V83H83ZM86 84H87V82H86ZM101 84H102V83H101ZM107 84H108V83H107ZM107 84H106V85H107ZM114 84H115V83H114ZM118 84H119V83H118ZM126 84H127V83H126ZM138 84H137V85H138ZM176 84H175V86H176ZM179 84H180V83H179ZM189 84H190V83H189ZM191 84H192V83H191ZM216 84L213 85V87L216 86ZM232 84H233V83H232ZM238 84H239V83H238ZM252 84H253V83H252ZM259 84H260V83H259ZM87 85H88V84H87ZM99 85H100V84H99ZM103 85H104V84H103ZM103 85H102V86H103ZM106 85H105V87H106ZM109 85H110V83H109ZM119 85H120V84H119ZM128 85H129V84H128ZM132 85H133V83H132ZM137 85H136V87L139 88V86H137ZM166 85H167V84H166ZM181 85H182V84H181ZM183 85H184V84H183ZM193 85H194V84H193ZM196 85H198V84H196ZM203 85H204V84H203ZM233 85H234V84H233ZM255 85H256V84H255ZM80 86H81V85H80ZM80 86H79V87H80ZM82 86H83V85H82ZM84 86H85V85H84ZM89 86H90V83H89ZM92 86H95V85L92 84ZM100 86H101V85H100ZM107 86H108V85H107ZM114 86H115V85L112 84V87H114ZM168 86H169V85H168ZM209 86H210V84H209ZM236 86H237V85H236ZM87 87H88V86H87ZM170 87H171V86H170ZM170 87H169V88H170ZM191 87H192V86H191ZM210 87H211V86H210ZM216 87H217V86H216ZM91 88H93V87H91ZM99 88H100V87H99ZM108 88H109V87H108ZM114 88H116V87H114ZM114 88H111V89L109 88V91H110V90L112 91V89L114 90ZM127 88H130V87L128 86ZM133 88H135V87H133ZM164 88H165V87H164ZM167 88H168V87H167ZM196 88H197V87H196ZM196 88H195V89H196ZM199 88H200V87H199ZM217 88H218V87H217ZM237 88H238V87H237ZM80 89H81V88H80ZM80 89H79V90H80ZM123 89H125V86L123 87ZM123 89H122V90H123ZM136 89H137V88H136ZM136 89H135V90L132 89V90H134V92H136ZM175 89H176V88H175ZM179 89H180V87H179ZM179 89H178V90H179ZM184 89H185V88H184ZM184 89H183V90H184ZM187 89H188V88H187ZM192 89H193V88H192ZM195 89H194V91H195ZM197 89H198V88H197ZM204 89L206 90V88H204ZM218 89H219V88H218ZM239 89H240V88H239ZM74 90H75V89H74ZM81 90H83V89H81ZM85 90L88 91V90H89V87H88L87 89H85ZM90 90H92V89H90ZM95 90H96V89H95ZM97 90H98V89H97ZM101 90H103V89H101ZM101 90L99 89L100 92H101ZM104 90H105V88H104ZM117 90L119 91V89H117ZM117 90L114 91V92L112 91V95H113V94L115 95V93L117 92ZM126 90H127V89H126ZM129 90H130V89H129ZM129 90H127V91H129ZM155 90H156V89H155ZM162 90H163V89H162ZM189 90H191V89H189ZM189 90H188V91H189ZM198 90H199V89H198ZM207 90H208V89H207ZM75 91H78V90H75ZM75 91H74V92H75ZM109 91H108V92H109ZM111 91H110V92H111ZM137 91H138V89H137ZM159 91H161V90H159ZM168 91H169V90H168ZM175 91H176V90H175ZM191 91H193V90H191ZM196 91H197V90H196ZM203 91H204V90H203ZM208 91H209V90H208ZM78 92H79V93H80V92H81V93H84V90H83V91H78ZM85 92H86V91H85ZM105 92H106V91H105ZM119 92H120V91H119ZM119 92H118V94H119ZM121 92H122V91H121ZM130 92H132V91H130ZM150 92H151V91H150ZM163 92H164V91H163ZM171 92H172V91H171ZM189 92H190V91H189ZM201 92H202V91H201ZM223 92H224V91H223ZM71 93H72V91H71ZM71 93H68V94L72 95L73 93H72V94H71ZM76 93H77V92H76ZM94 93L96 94V92H94ZM123 93H125L124 90H123ZM127 93H128V92H127ZM147 93H148V92H147ZM180 93H181V91H180ZM193 93H194V92H193ZM193 93H192V94H193ZM207 93H208V92H207ZM217 93H218V90H217ZM84 94H85V93H84ZM84 94H83L82 96H86V94H85V95H84ZM89 94H90V93H89ZM100 94H101V93H100ZM100 94H97V96L100 95ZM103 94H106V93H103ZM103 94H102V96H103ZM134 94H135V93H134ZM148 94H149V93H148ZM148 94H147V96H148ZM151 94H152V93H151ZM153 94H154V93H153ZM153 94H152V95H153ZM157 94H158V93H157ZM165 94H166V93H165ZM178 94H179V93H178ZM186 94H187V93H186ZM209 94H210V93H209ZM211 94H213V93H211ZM58 95H59V94H58ZM60 95H61V94H60ZM70 95L67 96V97L71 98ZM75 95H76V94H75ZM77 95H78V93H77ZM90 95H91V94H90ZM107 95H108V94H107ZM123 95H124V94H123ZM123 95H122V93H121V95H119V96H122L121 98H118L119 96L116 95L117 98H118V101H119V99H120V100H121V99L124 100L125 97H124ZM131 95H132V94H131ZM159 95H160V93H159ZM174 95H175V93H174ZM194 95L197 96L196 94H194ZM202 95H203V94H202ZM39 96H40V95H39ZM65 96H66V95H65ZM72 96H74V95H72ZM79 96H80V95H79ZM79 96H77V97H79ZM92 96L94 97V95H92ZM92 96H90V97H91L90 99L93 98ZM100 96H101V95H100ZM108 96H111V95H108ZM129 96H130V95H129ZM129 96H127V97L130 99ZM163 96H164V95H163ZM170 96H171V94H170ZM175 96H176V95H175ZM195 96H194V97H195ZM199 96H200V95H199ZM212 96H213V95H212ZM222 96H223V95H222ZM40 97H41V96H40ZM40 97H38V98H40ZM86 97H87V96H86ZM95 97H96V95H95ZM95 97H94V98H95ZM106 97H107V96L105 95V98H106ZM112 97H113V96H112ZM123 97H124V98H123ZM127 97H126V98H127ZM167 97H168V96H167ZM173 97H174V96H173ZM186 97H187V96H186ZM188 97H189V96H188ZM214 97H215V96H214ZM60 98H62V97H60ZM60 98L58 97V99H57V98H56V99H57L58 101H60V100H61ZM69 98H67V99H69ZM72 98H74V97H72ZM83 98H84V97H83ZM97 98H98V97H97ZM97 98H95V100H97ZM99 98H100V97H99ZM101 98H104V97H101ZM109 98H111V97H109ZM109 98H108V99H109ZM132 98H135V97L133 96ZM132 98H131L130 100H132ZM147 98H148V97H147ZM169 98H170V97H169ZM178 98H180V97H178ZM182 98H183V97H182ZM201 98H202V97H201ZM201 98H200V99H201ZM206 98H207V97H206ZM219 98H220V97H219ZM223 98H224V97H223ZM225 98H227V96H226ZM34 99H35V98H34ZM42 99H43V96H42ZM49 99H50V97H49ZM49 99H48L47 101H50V100H51V99H50V100H49ZM59 99H60V100H59ZM63 99H64V98H63ZM63 99H62V101H60V102L58 103L59 105L57 104L58 107L60 106V103H61V102L63 103V101H64ZM67 99H66V100H67ZM77 99H79V102L81 103L82 99H81L80 97H79V98H76V100H77ZM108 99H99V100H100V101L102 102V104H103V101H102V100H105V101H106V100H108ZM129 99H127V100H129ZM135 99H136V98H135ZM135 99H134V100H135ZM149 99H150V98H148L147 100H149ZM153 99H154V98H153ZM170 99H171V98H170ZM176 99H177V98H176ZM187 99H188V98H187ZM192 99H193V98H192ZM197 99H198V98H197ZM36 100H37V97H36ZM44 100H45V99H43V101H44ZM53 100H54V102H55V99H53ZM66 100H65V102L67 103L68 101H66ZM69 100H70V99H69ZM72 100H74V99H71V101H72ZM76 100H75V101H76ZM80 100H81V101H80ZM83 100H84V99H83ZM95 100H94V101H95ZM111 100H112L111 102H113L112 104H114V100H116V99H115V98H114V99L112 98ZM138 100H139V99H138ZM156 100H157V99H156ZM177 100H178V99H177ZM177 100H176V101H177ZM188 100H189V99H188ZM204 100H205V98H204ZM208 100H209V99H208ZM25 101H27V100H25ZM29 101H32V100L29 99V100L27 101V102L30 104L31 102H29ZM58 101H57V102H58ZM90 101H91V100H90ZM108 101H109V100H108ZM124 101L126 102V99H125ZM152 101H153V100H152ZM170 101H172V100H170ZM176 101H175V102H176ZM200 101H201V100H200ZM214 101H215V100H214ZM21 102H22V101H21ZM27 102H25V103H27ZM51 102H52V101H50V103H49L50 105L48 104L49 106L52 105ZM54 102H53V104H54ZM57 102H56V103H57ZM65 102H64V103H65ZM77 102H78V101H77ZM79 102H78V103H79ZM83 102H84V101H83ZM83 102H82V103H83ZM92 102H93V99H92ZM95 102H96V101H95ZM97 102H99V101L97 100ZM97 102H96V103H97ZM101 102H99V103H101ZM106 102H107V101H106ZM106 102H105V103H106ZM116 102H117V101H116ZM116 102H115V103H116ZM119 102H120V101H119ZM119 102H117V104H114V105L119 106V105H118V104H120ZM129 102H130V101H129ZM134 102H135V101H134ZM156 102H157V101H156ZM172 102H173V101H172ZM180 102H181V101H180ZM185 102H186V101H185ZM188 102H189V101H188ZM192 102H193V101H192ZM197 102H198V101H197ZM203 102H204V101H203ZM25 103H23V104L25 105ZM33 103H35V100H34ZM37 103H38V101H37ZM39 103H40V101H39ZM68 103H70V102H68ZM74 103H75V102H74ZM80 103H79V104H80ZM82 103H81L80 105H83ZM84 103H85V102H84ZM96 103H95V104H96ZM107 103H108V102H107ZM109 103H110V102H109ZM132 103H133V102H132ZM135 103H136V102H135ZM148 103H149V101H148ZM167 103H168V101H167ZM173 103H174V102H173ZM195 103H196V100H195ZM207 103H208V102H207ZM216 103H217V102H215V104H216ZM220 103H221V102H220ZM8 104H7V105H8ZM21 104H22V103H21ZM23 104H22V105H23ZM31 104H32V103H31ZM40 104H42V103H40ZM40 104H39V105H40ZM43 104H45V103H43ZM72 104H73V102H72ZM76 104H77V103H76ZM79 104H78V105H79ZM88 104H89V103H88ZM88 104H87V101H86V105H88ZM95 104L93 103V105H91V104H90V105H91V106H94ZM97 104H98V103H97ZM126 104H127V102H126ZM153 104H154V103H153ZM190 104H191V103H190ZM190 104H189V105H190ZM198 104H199V103H198ZM201 104H202V103H201ZM205 104H206V102H205ZM231 104H232V103H231ZM239 104H240V103H239ZM252 104H253V103H252ZM45 105H46V104H45ZM73 105H74V106H73V108H74V107H75V104H73ZM86 105H84V107H85ZM100 105H101V104H100ZM100 105H99V106H100ZM114 105H113V106H114ZM130 105L132 106V105H135V104L133 103V104H130ZM183 105H184V104H183ZM185 105H186V104H185ZM202 105H203V104H202ZM206 105H207V104H206ZM212 105H213V104H212ZM219 105H220V104H219ZM223 105H224V104H223ZM240 105H241V104H240ZM27 106H28V104H27ZM27 106H26V107H27ZM36 106H37V105L35 104V107H36ZM42 106H43V105H42ZM53 106H54V105H53ZM65 106H67V105L65 104ZM71 106H72V105H71V103H70V107H71ZM95 106H97V105H95ZM117 106H116V107H117ZM168 106H169V105H168ZM178 106H179V105H178ZM199 106H200V105H199ZM26 107H24V108H26ZM29 107H30V105H29ZM32 107H33V106H32ZM35 107H34V108H35ZM79 107H80V106H79ZM79 107H78V108H79ZM110 107H111V106H110ZM132 107H133V106H132ZM132 107H131V108H132ZM134 107H135V106H134ZM163 107H164V106H163ZM166 107H167V106H166ZM186 107H187V106H186ZM202 107H203V106H202ZM218 107H219V106H218ZM54 108L57 109V107H55V106H54ZM54 108H52V110H53ZM59 108H61V107H59ZM59 108H58V109H59ZM63 108H64V109H66V108L68 109V107L65 108L64 106H63ZM76 108H77V107H76ZM78 108H77V109H78ZM81 108H83V107L81 106ZM93 108H94V107H93ZM93 108H92V109H93ZM106 108H109V107H105V109H106ZM114 108H115V107H114ZM121 108H122V107H121ZM125 108H126V107H125ZM204 108H207V107H204ZM254 108H255V107H254ZM35 109H39V108L36 107ZM48 109H49V108H48ZM55 109H54V110H55ZM64 109H63V110H64ZM70 109H71V108H70ZM79 109H80V108H79ZM88 109H89V108H88ZM92 109H91V110H92ZM95 109H96V108H95ZM179 109H180V108H179ZM181 109H183V108H181ZM185 109H186V108H185ZM188 109H189V108H188ZM193 109H194V108H193ZM195 109H196V108H195ZM26 110H27V109H26ZM50 110H51V108H50ZM71 110L73 111V109H71ZM109 110H112V108H110ZM189 110H190V109H189ZM31 111H32V110H31ZM60 111H61V110L59 109L58 112H60ZM67 111H69V110H67ZM76 111H77V110H76ZM94 111H95V110H94ZM106 111H108V109H106ZM123 111H124V110H123ZM196 111H197V110H196ZM198 111H200V109H199ZM205 111H206V110H205ZM53 112H54L53 114H55L57 111H56V112L53 111ZM61 112H63V111H61ZM74 112H75V110H74ZM79 112H80V111H79ZM194 112H195V111H194ZM222 112H223V111H222ZM43 113H45V112H43ZM69 113H70V112H69ZM80 113H81V112H80ZM126 113H127V112H126ZM163 113H164V112H163ZM185 113H186V112H185ZM198 113H200V112H198ZM201 113H203V112H201ZM207 113H208V112H207ZM46 114H47V113H46ZM51 114H52V113H51ZM53 114H52V115H53ZM195 114H196V113H195ZM205 114H206V113H205ZM205 114L203 113L204 116H205ZM44 115H45V114H44ZM48 115H49V114H48ZM52 115H51V116H52ZM58 115H61V114H58ZM58 115L56 114L57 117H59ZM62 115H63V114H62ZM64 115H65V114H64ZM76 115H77V114H76ZM76 115H75V116H76ZM79 115H80V114H79ZM97 115H98V114H97ZM167 115H169V114H167ZM201 115H202V114H201ZM235 115H236V114H235ZM54 116H55V115H54ZM87 116H88V114H87ZM233 116H234V115H233ZM49 117H50V115H49ZM49 117L46 116V118H49ZM72 117H73V116H72ZM84 117H85V116H84ZM127 117H128V116H127ZM178 117H179V116H178ZM182 117H183V116H182ZM182 117H181V118H182ZM185 117H186V116H185ZM188 117H189V116H188ZM195 117H196V116H195ZM197 117H198V116H197ZM51 118H52V117H51ZM53 118H54V117H53ZM55 118H56V117H55ZM55 118H54V119H55ZM60 118H61V117H60ZM60 118H58V120H59ZM62 118H63V116H62ZM87 118H88V117H87ZM135 118H136V117H135ZM190 118H191V117H190ZM83 119H84V118H83ZM234 119H235V118H234ZM55 120H57V118H56ZM55 120H54V121H55ZM77 120H79V119H77ZM123 120H124V119H123ZM127 120H128V119H127ZM132 120H133V119H132ZM132 120L130 119V121H132ZM187 120H188V119H187ZM196 120H197V119H196ZM219 120H220V119H219ZM40 121L42 122V119H41ZM45 121H46V120H45ZM50 121H52V120H51V119L48 120V122H50ZM69 121H70V120H69ZM115 121H116V120H115ZM125 121H126V120H125ZM130 121H129V122H130ZM30 122H31V121H30ZM32 122H33V121H32ZM48 122H47V123H48ZM219 122H220V121H219ZM33 123H34V122H33ZM44 123H45V122H44ZM47 123H46V124H47ZM126 123H127V121H126ZM26 124H27V123H26ZM31 124H32V123H31ZM35 124H36V123H35ZM40 124H41V123H40ZM51 124H52V123L50 122V125H51ZM55 124H56V123H55ZM59 124H60V123H59ZM75 124H76V123H75ZM84 124H85V122H84ZM92 124H93V123H92ZM42 125H44V124L42 123ZM47 125H49V123H48ZM208 125H209V124H208ZM27 126H28V125H27ZM27 126H26V127H27ZM44 126H45V125H44ZM92 126H93V125H92ZM23 127H24V125H23ZM23 127H22V128H23ZM33 127H35V125H33ZM45 127H46V126H45ZM145 127H146V126H145ZM31 128H32V127H31ZM31 128H30V129H31ZM50 128L53 129L52 127H50ZM97 128H98V127H97ZM33 129H34V128H33ZM35 129H36V128H35ZM37 129H38V128H37ZM45 129H47V128H45ZM51 129H49V127H48L47 130H51ZM91 129H92V128H91ZM95 129H96V128H95ZM24 130H26V129H24ZM24 130H23V131H24ZM38 130L41 131L40 129H38ZM68 130H69V129H68ZM31 131H33V130H31ZM31 131H30V132H31ZM93 131H94V130H93ZM42 132H43V130H42ZM42 132H41V135L43 136ZM50 132H51V131H50ZM86 132H87V131H86ZM22 133H23L24 135L22 134L23 136H20L18 139L24 138V140H26V139H27V141L30 140V143L33 141V140L31 141L32 137L30 138V137H29V134H27V133H28L27 130H26L25 133H24V132H22ZM43 133H44V132H43ZM48 133H49V131H48ZM97 133H98V131H97ZM231 133H232V132H231ZM45 134H46V133H45ZM60 134H61V133H60ZM65 134H66V133H65ZM70 134H71V133H70ZM118 134H119V133H118ZM121 134H122V133H121ZM31 135H33V134H31ZM50 135H51V134H50ZM67 135H68V133H67ZM67 135H66V136H67ZM73 135H74V134H73ZM115 135H116V133H115ZM156 135H157V134H156ZM45 136H47V135H45ZM61 136H62V135H61ZM71 136H72V135H71ZM75 136H76V135H75ZM55 137H56V136H55ZM67 137H68V136H67ZM91 137H93V136H91ZM91 137H90V138H91ZM25 138H26V139H25ZM41 138H42V139L40 140L39 143L43 144L44 142L42 143L41 141H43L44 139H43V137H41ZM47 138H49V137L47 136ZM56 138H57V137H56ZM58 138H60V137H58ZM33 139H34V137H33ZM74 139H75V138H74ZM74 139H73V140H74ZM34 140H35V139H34ZM89 140H91V139H89ZM44 141H45V140H44ZM62 141H63V140H62ZM64 141H65V140H64ZM185 141H186V140H185ZM36 142H38V141H36ZM36 142H35V143H36ZM46 142H47V141H45V143H46ZM67 142H68V141H67ZM74 142H75V141H74ZM162 142H163V141H162ZM33 143H34V142H33ZM39 143H38V145H39ZM45 143H44V144H45ZM52 143H55L54 140H53ZM44 144H43V145H44ZM79 144H80V143H79ZM82 144H83V143H82ZM109 144H111V143H109ZM112 144H113V143H112ZM143 144H144V143H143ZM32 145H33V144H32ZM34 145H35V144H34ZM45 145H46V144H45ZM130 145H131V143H130ZM135 145L138 146L137 144H135ZM220 145H221V144H220ZM36 146H37V145H36ZM46 146H47V145H46ZM63 146L66 147V149H67L68 151L71 150L70 148H69V149H70V150H69L67 146H65V145H63ZM119 146H120V145H119ZM131 146H132V145H131ZM140 146H141V145H140ZM162 146H163V145H162ZM31 147H33V146H31ZM31 147H30V148H31ZM60 147H61V146H60ZM77 147H78V146H77ZM111 147H112V146H111ZM34 148L37 149L35 146H34ZM34 148H33V149H34ZM39 148H41V147H39ZM39 148H38V149H39ZM57 148H58V147H57ZM118 148H119V147H118ZM118 148H117V149H118ZM122 148H123V147H122ZM130 148H131V147H130ZM133 148H134V147H133ZM31 149H32V148H31ZM35 149H34V150H35ZM47 149H48V148H47ZM50 149H51V148H50ZM81 149H82V148H81ZM115 149H116V148H115ZM142 149H143V148H142ZM149 149H150V148H149ZM43 150H44V149H43ZM58 150H59V149H58ZM58 150H57V151H58ZM75 150H76V149H75ZM121 150H122V149H121ZM127 150H128V149H127ZM127 150H126V151H127ZM129 150H130V149H129ZM41 151H42V150H41ZM41 151H40V152H41ZM45 151H47V150H45ZM52 151H53V150H52ZM63 151H65V148H64ZM78 151H79V150H78ZM122 151H123V150H122ZM141 151H142V150H141ZM36 152H37V151H36ZM49 152H50V151H49ZM53 152H54V151H53ZM75 152H76V151H75ZM81 152H82V150H81ZM84 152H85V150H84ZM84 152H83V154H84ZM134 152H135V151H134ZM143 152H144V151H143ZM262 152H263V151H262ZM43 153H44V154H45V153L47 154V152H43V151H42L41 154L43 155ZM63 153H64V152H63ZM88 153H89V152H88ZM203 153H204V152H203ZM38 154H39V153H37V155H38ZM50 154H51V153H50ZM55 154H56V153H55ZM58 154H59V153H58ZM64 154H65V153H64ZM75 154H76V153H75ZM91 154H92V153H91ZM123 154H124V153H123ZM133 154H134V153H133ZM140 154H141V153H140ZM210 154H211V153H210ZM42 155H40V156H42ZM81 155H82V154H81ZM93 155H94V154H93ZM118 155H119V154H118ZM129 155H130V154H129ZM135 155H136V154H135ZM40 156H39V158H40V159H43V158H41ZM44 156H45V155H44ZM47 156H48V154H47ZM53 156H54V155H53ZM53 156H52V157H53ZM63 156H64V155H63ZM66 156H67V153H66ZM77 156H78V155H77ZM112 156H113V155H112ZM114 156H115V155H114ZM209 156H210V155H209ZM45 157H46V156H45ZM45 157H44V158H45ZM60 157H61V154H60ZM60 157H59V158H60ZM71 157H72V156H71ZM121 157H123V156H121ZM121 157H120V159H122ZM49 158L51 159V157H49ZM61 158H62V157H61ZM61 158H60V159H61ZM103 158L105 159V157H103ZM117 158H118V157H117ZM40 159H38V160L40 161ZM45 159L47 160V157H46ZM50 159H49V160H50ZM54 159L56 160L55 162L52 161V160H51V161L54 162V165H55V163H56V162L58 163L59 161H57V159H58L57 157H55ZM54 159H53V160H54ZM64 159H65V158H64ZM66 159H67V158H66ZM75 159H76V158H75ZM104 159H103V160H104ZM232 159H233V158H232ZM114 160H115V159H114ZM114 160H113V161H114ZM44 161H45V160H44ZM44 161H42V162H44ZM47 161H48V160H47ZM63 161H64V160H63ZM67 161H68V160H67ZM106 161H107V159H106ZM109 161H110V160H109ZM48 162H49V161H48ZM70 162H71V161H70ZM124 162H125V161H124ZM44 163H45V162H44ZM50 163H51V162H50ZM57 163H56V164H57ZM66 163H67V162H66ZM218 163H219V162H218ZM253 163H254V162H253ZM42 164H43V163H42ZM46 164H47V163H46ZM46 164H45V166H47ZM48 164H49V163H48ZM67 164H68V163H67ZM105 164H106V163H105ZM112 164H113V163H112ZM114 164H117V163H114ZM120 164H121V163H120ZM125 164H126V163H125ZM125 164H124V165H125ZM39 165L41 166V168H43V169L45 168L44 166L42 167L41 164H39ZM70 165H71V163H70ZM106 165H107V164H106ZM187 165H188V164H187ZM254 165H255V164H254ZM56 166H57V165H56ZM65 166H66V165H65ZM258 166H259V165H258ZM68 167H69V166H68ZM103 167H104V166H103ZM262 167H264V166H262ZM37 168H38V167H37ZM111 168H112V167H111ZM38 169H39V168H38ZM63 169H64V168H63ZM65 169H66V167H65ZM69 169H70V168H69ZM190 169H191V168H190ZM262 169H263V168H262ZM35 170H36V169H35ZM35 170H34V171H35ZM260 170H261V169H260ZM37 171H39V170H37ZM254 171H255V170H254ZM262 171H264V170H262ZM262 171H260V172H262ZM62 172H63V171H62ZM260 172L258 171L259 176H261V175H260ZM39 173H40V172H39ZM80 173H81V172H80ZM214 173H215V172H214ZM93 174H94V173H93ZM101 174H102V173H101ZM39 175H40V174H39ZM103 175H105V173H104ZM106 175H107V174H106ZM106 175H105V176H106ZM112 175H113V174H112ZM193 175H194V173H193ZM205 175H206V174H205ZM254 175H255V174H254ZM256 175H257V173H256ZM256 175H255V176H256ZM29 176H30V175H29ZM78 176H79V175H78ZM78 176H77V177H78ZM81 176H82V175H81ZM251 176H252V175H251ZM262 176H263V175H262ZM36 177H37V173L35 172V174H33L32 177H30V178H32V181H33L34 179H36ZM103 177H104V176H103ZM197 177H198V176H197ZM231 177H232V176H231ZM252 177H253V176H252ZM37 178H38V177H37ZM86 178H87V176H86ZM91 178H92V177H91ZM95 178H96V177H95ZM144 178H145V177H144ZM255 178H256V177H255ZM28 179H29V178H28ZM93 179H94V178H93ZM168 179H169V178H168ZM173 179H174V178H173ZM180 179H181V178H180ZM230 179H231V178H230ZM253 179H254V178H253ZM80 180H81V179H80ZM164 180H165V179H164ZM175 180H176V179H175ZM199 180H200V179H199ZM251 180H252V179H251ZM255 180H257V179H255ZM258 180H259V179H258ZM26 181H28V180L26 179ZM29 181H30V180H29ZM34 181H35V180H34ZM89 181H90V180H89ZM94 181H96V180H94ZM191 181H192V180H191ZM260 181H261V180H260ZM69 182H70V181H69ZM83 182H84V181H83ZM103 182H105V181H103ZM103 182H102V183H103ZM218 182H220V181H218ZM256 182H257V181H256ZM25 183H27V182H25ZM32 183H33V182H32ZM71 183H72V182H71ZM85 183H86V182H85ZM207 183H209V182H207ZM214 183H215V182H214ZM83 184H84V183H83ZM83 184H82V186H83ZM91 184H92V183H91ZM105 184H106V183H105ZM124 184H125V183H124ZM174 184H175V183H174ZM177 184H178V183H177ZM201 184H202V183H201ZM204 184H205V183H204ZM238 184H239V183H238ZM244 184H245V183H244ZM253 184H254V183H253ZM253 184H252V185H253ZM261 184H262V183H261ZM26 185H29V184H26ZM26 185H25V186H26ZM71 185H72V184H71ZM93 185H95V184L93 183ZM98 185H99V184H98ZM179 185H180V184H179ZM252 185H251V186H252ZM67 186H68V185H67ZM76 186H77V185H76ZM86 186H88V185H86ZM169 186H170V185H169ZM169 186H168V187H169ZM198 186H199V185H198ZM202 186H204V185H202ZM253 186H254V185H253ZM10 187H11V186H9V187H7V188H10ZM19 187H21V186H19ZM100 187H101V186H100ZM105 187H106V186H105ZM156 187H157V186H156ZM213 187H214V185H213ZM213 187H211L212 190H213ZM238 187H239V186H238ZM242 187H243V190H245L244 186H242ZM245 187H246V186H245ZM248 187H250V186H248ZM259 187H260V186H259ZM261 187H262V188L264 187L263 184H262ZM261 187H260V188H261ZM0 188H1V187H0ZM21 188H22V187H21ZM21 188H19V189H21ZM35 188H36V186H35ZM79 188H80V187H79ZM83 188H84V187H83ZM85 188H86V187H85ZM90 188H91V186H90ZM226 188H227V187H226ZM226 188H225V189H226ZM260 188H259V189H260ZM262 188H261V189H262ZM2 189H3V188H2ZM10 189H12V188H10ZM16 189H17V188H16ZM16 189H14V190H16ZM201 189H202V188H201ZM222 189H223V187H222ZM228 189H229V188H228ZM235 189L237 190L236 187H235ZM248 189H250V188H248ZM252 189H253V191H254V190H255V187H252L251 190H252ZM259 189H257V190H259ZM263 189H264V188H263ZM0 190H1V189H0ZM7 190H8V192H10L9 189H7ZM14 190H12L13 193H15ZM44 190H45V189H44ZM68 190H69V189H68ZM70 190H72V189H70ZM82 190H83V189H82ZM93 190H94V188H93ZM99 190H100V189H99ZM216 190H217V189H216ZM219 190H220V189H219ZM251 190H250V192H251ZM257 190H256V192H257ZM2 191H4V190H1L0 192H2ZM24 191H25V190H24ZM33 191H35V190H33ZM36 191H37V188H36ZM36 191H35V192H36ZM208 191H209V190H208ZM214 191H215V189H214ZM224 191H225V190H224ZM226 191H229V190H226ZM241 191H242V188H241ZM247 191H248V190H247ZM30 192H31V191H30ZM30 192L28 191V194H29ZM38 192H39V191H38ZM43 192H44V191H43ZM50 192H51V191H50ZM221 192H222V191H221ZM242 192H243V191H242ZM248 192H249V191H248ZM254 192H255V191H254ZM2 193H3V192H2ZM16 193H19V192H16ZM46 193H48V192H46ZM57 193H59V192H57ZM57 193H56V194H57ZM88 193H89V192H88ZM94 193H95V191H94ZM222 193L224 194V192H222ZM227 193H228V192H227ZM237 193H239V191H237ZM237 193L235 192V195H236ZM244 193H245V191H244ZM257 193H259V192H257ZM34 194H35V193L33 192L32 197L34 196ZM36 194H37V192H36ZM36 194H35V195H36ZM39 194H41V193L39 192ZM65 194H66V193H65ZM85 194H86V193H85ZM103 194H104V193H103ZM212 194H213V193H212ZM214 194H215V192H214ZM217 194H219V193L217 192ZM217 194H216V196H217ZM223 194H222V195H223ZM240 194H241V193H240ZM247 194H248V193H247ZM249 194H250V193H249ZM251 194H252V193H251ZM251 194H250V195H251ZM5 195H6V194H5ZM8 195H9V194H8ZM14 195H15V194H14ZM209 195H210V194H209ZM226 195H227V194H226ZM254 195H255V193H254ZM0 196H2V194H1ZM28 196H29V195H28ZM38 196H39V195H38ZM38 196H37V199H38ZM41 196H42V195H41ZM43 196H44V195H43ZM48 196H49V194H48ZM188 196H189V195H188ZM191 196H192V195H191ZM218 196H219V197H218ZM218 196H217V197H218V199H219V201H220V196H221V195H218ZM224 196H225V195H224ZM240 196H241V195H240ZM247 196H248V195H247ZM252 196H253V195H252ZM252 196H251V197H252ZM3 197H4V196H3ZM11 197H12V196H11ZM11 197H10V198H11ZM16 197H18V195H17ZM19 197H21V196H19ZM23 197H24V196H23ZM30 197H31V196H30ZM44 197H45V196H44ZM55 197H56V196H55ZM214 197H215V196H214ZM251 197H250V198H251ZM257 197H258V196H257ZM33 198H34V197H33ZM40 198H41V197H40ZM40 198H39V199H40ZM45 198H46V197H45ZM83 198H84V197H83ZM187 198H188V197H187ZM199 198H200V197H199ZM201 198H202V197H201ZM203 198H204V197H203ZM239 198H240V197H239ZM245 198H248V197H245ZM245 198H243V199H245ZM250 198H248V199H250ZM252 198H253V197H252ZM254 198H255V197H254ZM254 198H253V199H254ZM35 199H36V196H35ZM35 199H34V200H35ZM39 199H38V200H39ZM197 199H198V198H197ZM204 199H205V198H204ZM223 199H224V198H223ZM237 199H238V198H237ZM15 200H16V199H15ZM19 200H20V198H19ZM21 200H23V199H21ZM27 200H28V198H27ZM90 200H91V198H90ZM108 200H109V199H108ZM123 200H124V199H123ZM189 200H190V199H189ZM193 200H194V199H193ZM208 200H209V199H208ZM208 200H207V201H208ZM214 200H215V199H214ZM246 200H247V199H246ZM251 200H252V199H250L249 201H251ZM255 200H258V199L255 198ZM255 200H254V202H255ZM29 201H30V200H29ZM39 201H40V200H39ZM190 201H191V200H190ZM204 201H205V200H204ZM219 201H218V203H219ZM224 201H225V200H224ZM241 201H242V198H241ZM243 201H245V200H243ZM247 201H248V200H247ZM249 201H248V202H249ZM258 201H259V200H258ZM18 202H19V201H18ZM22 202H23V201H22ZM31 202H32V201H31ZM34 202H35V201H34ZM47 202H48V201H47ZM79 202H80V201H79ZM238 202H240V199H239V201H237V203H238ZM252 202H253V200H252ZM254 202H253V203H254ZM259 202H260V204L263 206V210H264V196L262 197V200L259 201ZM54 203H55V202H54ZM80 203H81V202H80ZM216 203H217V202H215V204H216ZM227 203H228V202H227ZM246 203H247V202H246ZM249 203H251V202H249ZM249 203H247V204L249 205ZM256 203H258V202L256 201ZM18 204H19V203H18ZM30 204H31V203H30ZM47 204H48V203H47ZM51 204H53V202H52ZM51 204H50V205H51ZM210 204H211V203H210ZM213 204H214V203H213ZM215 204H214V205H215ZM231 204H232V203H231ZM233 204H234V203H233ZM244 204H245V203L243 202V206H244ZM247 204H246L244 207H246ZM251 204H252V203H251ZM260 204H258L259 207H260ZM26 205H27V204H26ZM34 205H35V204H34ZM50 205H49V206H50ZM94 205H95V204H94ZM193 205H194V204H193ZM195 205H196V203H195ZM197 205H198V204H197ZM199 205H200V204H199ZM219 205L221 206L222 204H219ZM237 205H238V204H237ZM255 205H256V204H255ZM12 206H14V205H12ZM32 206H33V205H32ZM32 206H31V207H32ZM49 206H48V207H49ZM75 206H76V205H75ZM78 206H79V205H78ZM121 206H122V205H121ZM205 206H206V205H205ZM209 206H210V205H208V207H209ZM215 206H216V205H215ZM250 206H251V205H250ZM252 206H253V205H252ZM26 207H28V206H26ZM91 207H92V206H91ZM201 207H202V206H201ZM206 207H207V206H206ZM206 207H204L205 210L207 209V211H206V212H207L206 215H205V211H202V212H204L203 214L205 215L206 218L214 217L215 215H217V214H215V213H219V212L216 211V209L212 208L213 205H212V207L209 208V209H208V207H207V208H206ZM230 207H231V206H230ZM247 207H248V206H247ZM254 207H255V206H254ZM15 208H16V207H15ZM18 208L21 209V208H22L21 205H20V207L17 206V208H16V212H19V211H18ZM24 208H25V207H24ZM74 208H75V207H74ZM202 208H203V207H202ZM202 208H201V210H202ZM215 208H216V207H215ZM218 208H219V206H218ZM221 208H222V207H221ZM256 208H257V207H256ZM12 209H13V208H12ZM227 209H228V208H227ZM240 209H241V208H240ZM243 209H244V208H243ZM243 209H242V210H243ZM247 209H249V208H247ZM8 210H10V209L8 208ZM25 210H26V209H25ZM25 210L23 209L22 212L25 211ZM75 210H76V209H75ZM116 210H117V209H116ZM122 210H123V209H122ZM122 210H121V211H122ZM196 210L198 211V210H200V209H196ZM196 210H195V211H196ZM201 210H200V213H201ZM221 210H222V209H221ZM232 210H234V209H232ZM237 210H238V209H237ZM237 210H236V211H237ZM6 211H7V210H6ZM11 211H12V210H11ZM20 211H21V210H20ZM59 211H60V210H59ZM59 211H58V212H59ZM72 211H73V210H72ZM72 211H71V212H72ZM195 211H194V212H195ZM227 211H228V210H227ZM13 212H14V209H13V211H12V214H13ZM16 212H15V213H16ZM56 212H57V211H56ZM71 212H70V213H71ZM119 212H120V211H119ZM127 212H128V211H127ZM252 212H253V210H252ZM262 212H263V211H262ZM8 213H9V215H10V212H8ZM15 213H14V214H15ZM146 213H148V212L146 211ZM197 213H198V212H197ZM197 213H195V214H197ZM200 213H199V217H200V215H202V213H201V214H200ZM223 213H224V212H223ZM234 213H235V211H234ZM239 213H240V212H239ZM245 213H246V212H245ZM248 213H249V212H248ZM6 214H7V213H6ZM6 214H4V216H7V215H8V214H7V215H6ZM14 214H13V215H14ZM22 214H23V213H22ZM27 214H28V213H27ZM30 214H31V213H30ZM30 214H29V215H30ZM59 214H60V213H59ZM105 214H106V213H105ZM221 214H222V213H221ZM242 214H243V213H242ZM250 214H252V213H250ZM262 214H263V213H262ZM262 214H261V215H262ZM9 215H8V218H10ZM13 215H12V216H13ZM16 215H17V214H16ZM25 215H26V214H24V216H25ZM54 215H55V214H54ZM62 215H63V214H62ZM83 215H85V214H83ZM86 215H87V214H86ZM192 215H193V213H192ZM192 215H191V216H192ZM20 216L23 217L21 214H20ZM27 216H28V215H27ZM30 216H32V215H30ZM59 216H60V215H59ZM73 216H75V215H73ZM175 216H176V215H175ZM191 216H189V217H191ZM193 216H194V215H193ZM196 216H197V215H196ZM218 216H219V215H218ZM218 216H217V217H218ZM230 216H231V215H230ZM239 216H240V215H239ZM247 216H248V215H247ZM13 217H15V216H13ZM13 217L10 218V219H14ZM18 217H19V216H18ZM28 217H29V216H28ZM66 217H67V216H66ZM75 217H76V216H75ZM90 217H91V216H90ZM120 217H121V216H120ZM197 217H198V216H197ZM197 217H196V218H197ZM205 217H204V218H205ZM215 217H216V216H215ZM253 217H255V216H253ZM262 217H263V216H262ZM1 218H2V217H1ZM8 218H7V219H8ZM25 218H26V216H25ZM44 218H45V217H44ZM44 218H43V219H44ZM46 218H47V217H46ZM131 218H132V217H131ZM201 218L203 219V217H200V218H198V219H201ZM206 218H205V219H206ZM220 218H221V217H220ZM230 218H231V217H230ZM237 218L239 219L238 216H237ZM237 218L234 219V220H237ZM5 219H6V217H5ZM30 219H31V218H30ZM40 219H41V218H40ZM58 219H59V218H58ZM58 219H57V223H58ZM72 219H73V218H72ZM123 219H124V218H123ZM177 219H178V218H177ZM179 219H180V218H179ZM191 219H192V217H191ZM198 219H197V220H198ZM222 219H223V218H222ZM225 219H226V218H225ZM247 219H248V218H247ZM3 220H4V219H3ZM14 220H16V219H14ZM17 220H19V219H17ZM25 220H26V219H25ZM28 220H29V219H27V221H28ZM195 220H196V219H195V216H194V221H195ZM216 220H217V218H216ZM216 220H215V221H216ZM241 220H242V219H241ZM20 221H21V220H20ZM29 221H30V220H29ZM73 221H74V220H73ZM155 221H156V220H155ZM204 221L206 222V221H208V220H204ZM224 221H225V220H224ZM249 221H250V220H249ZM256 221H257V220H256ZM7 222H9V221L7 220ZM11 222H12V221H11ZM17 222H18V221H17ZM21 222H22V221H21ZM66 222H67V221H66ZM159 222H160V220H159ZM181 222H182V221H181ZM191 222H192V221H191ZM199 222H200V221H199ZM212 222H213V221H212ZM218 222H219V220H218ZM218 222H217V223H218ZM222 222H223V221H222ZM222 222H221V223H222ZM225 222H226V221H225ZM227 222H228V221H227ZM245 222H246V221H245ZM261 222H262V221H261ZM12 223H13V222H12ZM46 223H47V222H46ZM72 223H73V222H72ZM137 223H138V222H137ZM142 223H143V222H142ZM187 223H188V221H187ZM187 223H186V225H187ZM196 223H198V221H197ZM196 223H195V224H194L193 222L191 223V227H192V229H191V232H188V233H191L189 236L192 235V237L194 238V240H195L196 237H199V235H200L201 237L207 235V234L203 235V233H205V232L203 231V225H200V224H203L204 222L202 221V223H200L199 225H197ZM232 223H233V221H232ZM232 223H231V224H232ZM250 223H251V222H250ZM67 224H68V223H67ZM209 224H210V222H209ZM239 224H240V221H239ZM245 224H246V223H245ZM61 225H62V223H61ZM124 225H125V224H124ZM204 225H205V224H204ZM206 225H207V224H206ZM212 225H213V224H212ZM212 225H211V226H212ZM217 225H219V224H217ZM221 225H222V224H221ZM232 225L234 226V223H233ZM73 226H74V225H73ZM174 226H175V225H174ZM177 226H178V225H177ZM224 226H225V225H224ZM239 226H240V225H239ZM239 226H238V227H239ZM245 226H246V225H245ZM128 227H129V226H128ZM130 227H131V226H130ZM133 227H134V226H133ZM183 227H184V226H183ZM187 227H188V225H187ZM191 227H190V228H191ZM204 227H205V226H204ZM229 227H231V225H229ZM229 227H228V228H229ZM255 227H256V226H255ZM23 228H24V227H23ZM149 228H150V227H149ZM156 228H157V227H156ZM160 228H161V227H160ZM206 228H209V229H210V228H212V227H210V226L208 227V226H207V227H205V230H206ZM218 228H219V227H218ZM218 228H216V229H218ZM235 228H236V226H235ZM244 228H245V227H244ZM249 228H250V227H249ZM2 229H3V228H2ZM108 229H109V228H108ZM133 229H134V228H133ZM136 229H137V228H136ZM173 229H174V228H173ZM212 229H213V228H212ZM214 229H215V228H214ZM214 229H213V230H214ZM224 229H225V228H224ZM232 229H233V228H232ZM116 230H118V229H116ZM124 230H125V229H124ZM189 230H190V229H189ZM222 230H223V229H222ZM248 230H249V229H248ZM181 231H182V230H181ZM220 231H221V229H220ZM220 231H219V233H220ZM225 231H226V230H225ZM228 231H229V230H228ZM232 231H234V230H232ZM232 231H231V232H232ZM245 231H247V230H245ZM255 231H256V229H255ZM2 232H3V231H2ZM210 232H211V230H210ZM210 232H209V233H210ZM214 232H215V231H214ZM217 232H218V230H217ZM243 232H244V231H243ZM14 233H15V232H14ZM20 233H21V232H20ZM150 233H151V231L148 232L147 235L149 236ZM154 233H155V232H154ZM206 233H207V232H206ZM212 233H213V231H212ZM219 233H218V234H219ZM222 233H223V231L221 232V234H222ZM234 233H235V231H234ZM234 233H233V234H234ZM241 233H242V232H241ZM129 234H130V233H129ZM133 234H134V233H133ZM138 234H139V233H138ZM138 234H137V235H138ZM201 234H202V235H201ZM213 234H214V233H213ZM215 234H216V233H215ZM227 234H229V233H227ZM227 234H225V235H227ZM238 234H239V233H238ZM242 234H243V233H242ZM246 234H247V233H246ZM246 234H245V236H246ZM259 234H260V233H259ZM114 235H115V234H114ZM209 235H210V234H209ZM209 235H207V236H209ZM229 235H230V234H229ZM229 235H228V237H229ZM23 236H24V235H23ZM124 236H125V235H124ZM181 236H182V235H181ZM186 236H188V235H186ZM210 236L212 237L213 235H210ZM214 236H215V238H216L217 234L214 235ZM242 236H243V235H242ZM261 236H263V234H262ZM16 237H17V236H16ZM27 237H28V236H27ZM72 237H73V236H72ZM103 237H104V236H103ZM176 237H177V236H176ZM219 237H220V236H219ZM221 237H222V236H221ZM226 237H227V236H226ZM228 237H227V238H228ZM263 237H264V236H263ZM2 238H3V237H2ZM50 238H51V237H50ZM99 238H100V237H99ZM182 238H183V237H182ZM185 238H189V237H185ZM185 238H184V241H186ZM203 238H204V237H203ZM223 238H224V236L222 237V239H223ZM240 238H241V237H240ZM248 238H250V237H248ZM257 238H258V237H257ZM259 238H260V237H259ZM259 238H258V239H259ZM18 239H19V238H18ZM148 239H149V238H148ZM191 239H192V238H191ZM196 239H198V238H196ZM206 239H207V237H205V240H206ZM212 239H213V238H212ZM222 239H221V240H222ZM244 239H245V238H244ZM253 239H254V240H257V239H255L254 237H253ZM261 239H262V238H261ZM6 240H7V238H6ZM115 240H116V239H115ZM182 240H183V239H182ZM188 240H190V238H189ZM202 240H203V239H202ZM202 240H201V241H202ZM210 240H211V238H210ZM214 240H215V239H214ZM218 240H220V238H219ZM218 240H217V242H218ZM227 240L230 242V240H232V239L229 238V239H227ZM235 240H237V239L235 238ZM250 240H251V239H248V240H246V241H250ZM254 240H253V241H254ZM169 241H170V240H169ZM208 241H209V239H208ZM251 241H252V240H251ZM259 241H260V240H259ZM158 242H159V241H158ZM187 242H188V243H191V244L193 243V241H191V242H190V241H186V243H187ZM197 242L199 243V241H197ZM197 242H196V243H197ZM204 242H205V241H204ZM204 242H203V243H199V244H202V245L204 246ZM211 242L213 243V242H215V241H210V243H211ZM217 242H216V243H217ZM219 242H220V241H219ZM224 242H227V241H225V239H224ZM231 242H232V244H234V243H233V240H232ZM231 242H230V245L232 246ZM234 242H235V241H234ZM0 243H1V242H0ZM20 243H21V242H20ZM106 243H107V242H106ZM160 243H162V242L160 241ZM164 243H165V241H164ZM183 243H185V242H183ZM186 243H185V245H186ZM198 243H197V244H198ZM210 243H209V245H210ZM222 243H223V242H222ZM246 243H247V242H245V240H244V242H240V245H244V244H246ZM111 244H112V243H111ZM126 244H127V243H126ZM193 244H194V243H193ZM217 244H218V243H217ZM236 244H237V242H236ZM261 244H262V243H261ZM142 245H143V244H142ZM181 245H182V244H181ZM181 245H180V243H179V246H181ZM185 245H183L184 248H185ZM194 245H195V244H194ZM211 245L214 246V245H216V244L213 243V244H211ZM225 245H227V244H225ZM234 245H235V244H234ZM183 246H181V247L183 248ZM191 246H192V245H191ZM223 246H224V245H223ZM238 246H239V244H238ZM238 246H237V247H238ZM35 247H36V246H35ZM37 247H39V246H37ZM181 247H180V248H181ZM187 247H188V246H187ZM218 247H219V246H218ZM30 248H31V247H30ZM163 248H164V247H163ZM167 248H168V247H167ZM178 248H179V247H178ZM191 248H193V251H195V250H194V247H191ZM206 248H207V246H206ZM208 248H209V247H208ZM210 248H212V246H211ZM226 248H229V247H226ZM244 248H245V247H244ZM105 249H106V248H105ZM158 249H159V247H158ZM164 249H165V248H164ZM195 249H196V248H195ZM215 249H216V248L214 247V250H215ZM4 250H5V249H4ZM47 250H48V249H47ZM109 250H110V248H109ZM128 250H129V249H128ZM139 250H140V249H139ZM208 250H210V249H207V251H208ZM214 250H213V251H214ZM219 250H220V249H219ZM221 250H222V249H221ZM25 251H26V250H25ZM105 251H106V250H105ZM130 251H131V250H130ZM148 251H150V250H148ZM181 251L184 252V253H188L190 250H189V247H188V248H185L184 250L181 249ZM181 251H180V253H181ZM198 251H199V250H198ZM14 252H15V251H14ZM121 252H122V251H121ZM135 252H136V251H135ZM164 252H165V251H164ZM217 252H218V251H217ZM197 253H199V252H197ZM200 253H201V252H200ZM202 253H203V252H202ZM205 253H206V252H205ZM38 254H39V253H38ZM97 254H98V253H97ZM100 254H101V253H100ZM146 254H147V253H146ZM182 254H183V253H182ZM190 254H191V253H190ZM6 255H7V254H6ZM18 255H19V254H18ZM39 255H40V254H39ZM73 255H74V254H73ZM82 255H83V254H82ZM82 255H81V257H82V259H83V256H84V255H83V256H82ZM174 255H176V254H174ZM174 255H173V256H174ZM177 255H178V254H177ZM179 255H180V254H179ZM185 255H186V254H185ZM197 255H198V254H197ZM1 256H2V255H1ZM14 256H15V255H14ZM75 256H76V254H75ZM59 257H60V256H59ZM182 257H183V256H182ZM191 257H192V256H191ZM193 257H195V255H194ZM193 257H192V258H193ZM8 258H9V257H8ZM15 258H16V257H15ZM22 258H23V257H22ZM40 258H41V257H40ZM89 258H90V257H89ZM255 258H256V257H255ZM17 259H18V258H17ZM73 259H74V258H73ZM75 259H76V258H75ZM124 259H125V258H124ZM146 259H147V258H146ZM169 259H170V258H169ZM175 259H176V258H175ZM177 259H178V258H177ZM177 259H176V262H177ZM262 259H263V258H262ZM25 260H27V259H25ZM46 260H47V259H46ZM254 260L256 261V259H254ZM1 261H2V260H1ZM13 261H14V260H13ZM23 261H24V259L21 261V264H22ZM44 261H45V260H44ZM173 261H174V260L172 259V262H173ZM14 262H15V261H14ZM19 262H20V261H19ZM31 262H32V261H31ZM31 262L29 261V264H30ZM46 262H47V261H46ZM51 262H52V261H51ZM79 262H80V260H79ZM96 262H98V261H96ZM99 262H100V261H99ZM17 263H18V262H17ZM23 263H24V262H23ZM32 263H34V261H33ZM37 263H38V262H37ZM37 263L35 262V264H37ZM82 263H83V262H82ZM174 263H175V261H174ZM4 264H5V263H4ZM7 264H8V263H7ZM9 264H12V263L10 262ZM15 264H16V263H15ZM24 264H25V263H24ZM26 264H27V263H26ZM45 264H46V263H45ZM80 264H81V263H80ZM88 264H89V263H88ZM97 264H98V263H97ZM131 264H133V262H132ZM178 264H179V263H178Z\"/></svg>","mask_w":264,"mask_h":264}]
</instances>
